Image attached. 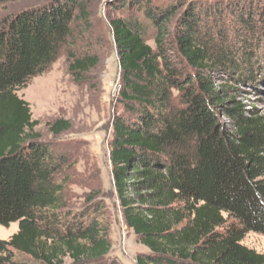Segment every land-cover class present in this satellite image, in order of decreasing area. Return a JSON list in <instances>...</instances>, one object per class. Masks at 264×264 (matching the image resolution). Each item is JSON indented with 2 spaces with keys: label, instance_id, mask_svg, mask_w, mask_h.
I'll return each instance as SVG.
<instances>
[{
  "label": "trees",
  "instance_id": "trees-1",
  "mask_svg": "<svg viewBox=\"0 0 264 264\" xmlns=\"http://www.w3.org/2000/svg\"><path fill=\"white\" fill-rule=\"evenodd\" d=\"M83 1L54 0L0 27V226L18 224L0 240V264H118L105 261L111 244L101 209H67L53 179L64 159L38 142L29 107L16 95L55 62ZM109 6L126 9L108 22L122 106L109 161L124 223L146 249L136 264H264V255L241 244L249 233L264 236V116L246 111L233 88L264 82V4ZM94 64L73 60L69 72ZM68 127L59 120L49 130L56 137Z\"/></svg>",
  "mask_w": 264,
  "mask_h": 264
},
{
  "label": "rangeland",
  "instance_id": "rangeland-1",
  "mask_svg": "<svg viewBox=\"0 0 264 264\" xmlns=\"http://www.w3.org/2000/svg\"><path fill=\"white\" fill-rule=\"evenodd\" d=\"M53 1L19 0L1 4L0 27L15 15L30 9H44ZM117 1L84 0V14L76 13L71 35L55 62L16 95L29 107L31 119L36 122L33 134L38 136V142L49 146L64 159L63 167L53 179L63 188L67 209L80 212L92 209L94 205L99 207V221L106 227L111 244L105 261L136 264V258L146 253V249L124 223L109 161L112 122L114 117L122 114V106L117 101L120 68L108 25L109 20L126 16V9L109 6ZM258 1L264 4V0ZM229 19L226 13L223 20L228 23ZM147 32V44L154 48L153 34L150 30ZM82 59L94 60L95 64L73 76L69 72L70 63ZM233 88L237 89L235 100L246 111L254 109L264 116V82L253 86L233 85ZM218 116L229 129V120L220 113ZM59 120L66 121L69 127L55 137L49 128ZM17 231V223L8 228L0 226V240H9ZM241 244L264 255L262 235L249 233ZM69 262L66 260V264Z\"/></svg>",
  "mask_w": 264,
  "mask_h": 264
}]
</instances>
